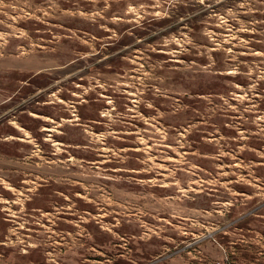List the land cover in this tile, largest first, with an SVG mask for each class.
Returning <instances> with one entry per match:
<instances>
[{
	"label": "rangeland",
	"instance_id": "obj_1",
	"mask_svg": "<svg viewBox=\"0 0 264 264\" xmlns=\"http://www.w3.org/2000/svg\"><path fill=\"white\" fill-rule=\"evenodd\" d=\"M0 264H264V0H0Z\"/></svg>",
	"mask_w": 264,
	"mask_h": 264
}]
</instances>
